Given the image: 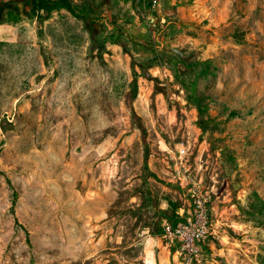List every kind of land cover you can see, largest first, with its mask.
I'll use <instances>...</instances> for the list:
<instances>
[{
  "label": "rangeland",
  "instance_id": "1",
  "mask_svg": "<svg viewBox=\"0 0 264 264\" xmlns=\"http://www.w3.org/2000/svg\"><path fill=\"white\" fill-rule=\"evenodd\" d=\"M11 1L0 264H182L162 220L189 204L183 138L213 191L200 264H264V0Z\"/></svg>",
  "mask_w": 264,
  "mask_h": 264
},
{
  "label": "built area",
  "instance_id": "2",
  "mask_svg": "<svg viewBox=\"0 0 264 264\" xmlns=\"http://www.w3.org/2000/svg\"><path fill=\"white\" fill-rule=\"evenodd\" d=\"M189 141L182 139L170 150L174 181L185 192L188 205L176 212V220H162V232L167 246L176 249L182 264H200V247L211 236L210 203L213 191L192 172L189 166Z\"/></svg>",
  "mask_w": 264,
  "mask_h": 264
},
{
  "label": "trees",
  "instance_id": "3",
  "mask_svg": "<svg viewBox=\"0 0 264 264\" xmlns=\"http://www.w3.org/2000/svg\"><path fill=\"white\" fill-rule=\"evenodd\" d=\"M26 2H27V6L28 5L31 6V8H32V10H34V12L43 11L44 9H47L48 8L46 6L47 4H46V2L44 0H27ZM26 2H25V4H26ZM16 3L17 2H15V1L14 2L11 1L8 4L7 3L6 4H7L8 7L11 8V10H13V9L15 10V7H16L15 4ZM8 182H9V186H10L11 190L15 194V191H14V189H13L10 181H8ZM167 202H168V204H169V206H170V208L172 210V215L170 216V218H171L170 220L172 222H175V220H176L175 219L176 218V212L178 211V209L182 205H181V203L179 201L168 200Z\"/></svg>",
  "mask_w": 264,
  "mask_h": 264
},
{
  "label": "flooded vegetation",
  "instance_id": "4",
  "mask_svg": "<svg viewBox=\"0 0 264 264\" xmlns=\"http://www.w3.org/2000/svg\"><path fill=\"white\" fill-rule=\"evenodd\" d=\"M5 9H8L7 4H4V6H3L2 10L0 11V13H1L2 11H4Z\"/></svg>",
  "mask_w": 264,
  "mask_h": 264
},
{
  "label": "water",
  "instance_id": "5",
  "mask_svg": "<svg viewBox=\"0 0 264 264\" xmlns=\"http://www.w3.org/2000/svg\"><path fill=\"white\" fill-rule=\"evenodd\" d=\"M4 3H0V11L2 10Z\"/></svg>",
  "mask_w": 264,
  "mask_h": 264
},
{
  "label": "crops",
  "instance_id": "6",
  "mask_svg": "<svg viewBox=\"0 0 264 264\" xmlns=\"http://www.w3.org/2000/svg\"><path fill=\"white\" fill-rule=\"evenodd\" d=\"M5 0H0V3H4V4H6V2H4Z\"/></svg>",
  "mask_w": 264,
  "mask_h": 264
}]
</instances>
